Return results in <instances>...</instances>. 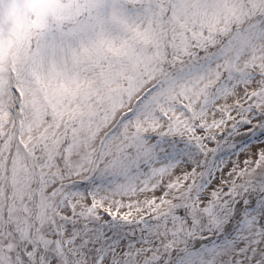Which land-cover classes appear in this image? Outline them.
<instances>
[{
  "label": "snow or ice",
  "instance_id": "1",
  "mask_svg": "<svg viewBox=\"0 0 264 264\" xmlns=\"http://www.w3.org/2000/svg\"><path fill=\"white\" fill-rule=\"evenodd\" d=\"M0 264H264V0H0Z\"/></svg>",
  "mask_w": 264,
  "mask_h": 264
}]
</instances>
